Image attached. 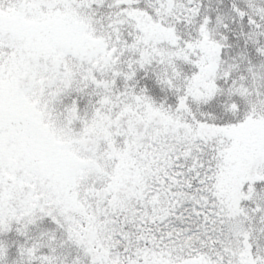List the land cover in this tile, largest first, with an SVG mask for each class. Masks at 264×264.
I'll return each instance as SVG.
<instances>
[{"label": "snow or ice", "instance_id": "6c2138e0", "mask_svg": "<svg viewBox=\"0 0 264 264\" xmlns=\"http://www.w3.org/2000/svg\"><path fill=\"white\" fill-rule=\"evenodd\" d=\"M0 264H264V0H0Z\"/></svg>", "mask_w": 264, "mask_h": 264}]
</instances>
